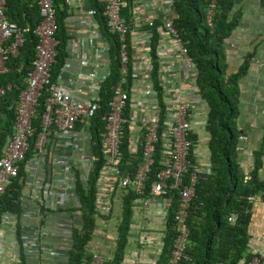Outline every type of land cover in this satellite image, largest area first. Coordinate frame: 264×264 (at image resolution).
<instances>
[{
  "label": "trees",
  "instance_id": "obj_1",
  "mask_svg": "<svg viewBox=\"0 0 264 264\" xmlns=\"http://www.w3.org/2000/svg\"><path fill=\"white\" fill-rule=\"evenodd\" d=\"M93 18L98 23L100 35L108 44L110 56V71L102 80L97 91L99 109L87 122L89 132V150L92 155L91 166L85 182H81L75 174L73 188L75 191L76 210L80 213L81 226L74 228L70 235V245L67 251V264H88L91 253L85 247L91 240L94 232L95 220L107 221L112 214L115 203L118 204L119 217L114 228V248L111 255L103 264H120L124 257L128 242L129 222L132 218V206L136 200L149 197L155 172L161 168L162 153L158 141L153 152V162L143 181V191L135 194L129 186L111 192L112 205L107 214H101L95 206L96 179L102 166L101 133L103 123L99 114L105 108L111 89L119 80L118 38L116 34L108 33L105 26L104 0H88ZM126 1L121 10L127 23L131 22L130 9L132 0ZM55 16V32L57 39L55 62L51 67L52 75L56 74L66 56L64 50L69 36L65 32V18L68 15L66 0H51ZM233 0H171L174 16L171 25L185 48V54L196 70L194 82L199 99L206 106L204 130L207 133L206 148L208 151L207 171L197 174L194 183V193L190 198L185 225L188 229L185 255L187 260H180L177 264H243L251 259L252 254L247 252L248 231L252 198L258 193L264 195V182L257 177L259 166L258 155L255 153L252 168L248 172L240 171L236 162V137L240 130L236 128V82L245 70V63L233 72H227L225 62V40L229 38L238 23V13L232 12ZM4 14L10 21L23 29V40L18 48L17 55H9L5 61L7 70L0 73V86L6 88L0 97V152L3 145L12 134L14 118L13 105L17 94L24 86V78L30 69L33 57V45L36 35L33 29L39 22L38 6L36 0H5ZM147 27V26H145ZM148 53L150 59L149 78L151 89L157 98L160 107L158 123L164 119V106L162 103V88L158 83V57L156 47L159 32L163 30L159 20L152 22L150 27ZM127 44V63L125 83L123 88L129 91L132 86L131 79V52ZM44 97L39 99V105L32 124L35 126L34 135L39 130L38 123L43 109ZM128 106L126 107V111ZM33 135V137H34ZM192 143L196 142L195 133L189 135ZM128 131L124 125V133L119 147L120 157L118 168L121 172L133 173L140 160V148L135 153H129ZM201 169L205 168L201 164ZM22 168V167H21ZM19 169V174L22 169ZM184 184V183H183ZM182 184L179 185V188ZM21 184L17 178L7 185L0 195V217L4 211L19 213L18 198ZM169 205L167 212L162 216V235L160 248L155 264H166L170 249L175 238L173 214L179 203L178 192L171 189L168 193ZM153 207L157 208L154 204ZM233 213L235 219L232 223L227 216ZM161 216V215H160Z\"/></svg>",
  "mask_w": 264,
  "mask_h": 264
},
{
  "label": "built area",
  "instance_id": "obj_2",
  "mask_svg": "<svg viewBox=\"0 0 264 264\" xmlns=\"http://www.w3.org/2000/svg\"><path fill=\"white\" fill-rule=\"evenodd\" d=\"M134 2L132 0L130 9L131 22H138L139 20L133 19ZM36 3L40 19L33 29V33L36 35L33 57L30 61V69L24 78V86L19 90L13 105L12 134L0 152V195L13 179L17 178L20 184L26 180L23 173L27 172V167L31 163L36 164V167L42 170L47 163L44 147L49 132L58 133L59 138L64 141L61 146H66L70 150H74L73 146L78 149L79 146L72 143V139L83 129H86L88 120L99 109L97 95H90L83 99L76 98V94L81 92L79 85L67 89L54 80L55 76L51 73V67L55 62L57 44V39L54 36V8L51 0H36ZM159 4L162 14V32L171 41L174 48V61L172 63L165 64L162 68L158 61L157 79L162 88L161 95L164 106V119L161 125L158 123L160 107L157 104L155 93L151 89L149 78L151 68L148 53L150 29L148 28L143 32L147 50L146 68L142 74L145 84L138 87V84L135 83L139 71L132 68L131 65L132 86L127 92L123 88L127 63L126 43L129 41L128 47L131 52L130 45L136 31L131 23H127L124 16L121 15V10L125 8L126 1L104 0L106 30L108 33L116 34L118 38L119 73L121 76L112 87L104 110L99 114V119L103 123L101 133L103 163L96 179L95 206L101 214H107L113 203L109 198L111 192L126 186H129L135 194L142 193L143 181L153 162L155 144L159 141L162 153L160 164L162 166L155 172V180L151 184L149 197L140 200V203L143 209H148L150 204H154L160 209L159 214L163 216L166 214L169 205L168 193L171 189L177 190L179 203L172 217L176 234L166 262V264H177L182 259H188L184 253L188 235V229L185 225L187 207L194 193L197 174L201 171H207L208 165L207 162H201L199 153L189 137L192 133L189 121L192 102L189 96L190 93L198 95L194 82L196 70L187 58L185 48L171 25L174 16L171 0H161ZM4 10L5 0H0V73L7 70L5 61L8 56L17 55L24 31L15 22L6 18ZM88 14L92 15V11L89 10ZM85 20L89 22L88 19ZM145 22V25L150 27L153 19L149 17ZM103 49H108L106 42L103 43ZM156 54L158 57L157 48ZM79 64L86 65V59L80 57ZM173 65L183 70L181 78L186 89L180 85L176 87L172 83ZM91 75L92 73H90ZM8 87L9 85L6 88L0 86V97ZM42 96L45 97L39 117V130L34 135L35 126L32 124V118L35 116L39 99ZM124 125L128 131L127 150L129 153L133 154L138 147L140 148V160L133 173L130 174L121 172L118 168L119 147L124 133ZM243 139L242 133L237 135L235 150H241L242 146L239 142H242ZM91 161V154L75 157L73 162L69 163L68 161L63 166L66 173L57 172L58 175L56 176L49 173L50 178L48 180L46 177L44 178V175L36 179L37 187H44V194L41 197L43 205L51 209L54 208V205L67 201L68 193L73 188L75 174L78 175L81 182H85ZM201 164L205 168L201 169ZM20 168L23 172L21 174H19ZM180 184L182 185L179 188ZM51 189L55 190L53 203H50L49 198H47ZM158 199H162V202L159 203ZM261 201L264 202L262 193ZM7 214L14 215L13 212L4 211L1 213L0 221H3ZM226 219L232 223L235 214L230 213ZM95 232L94 228L92 236L95 235L96 238L93 236L85 246L91 253L88 264H103L106 260V257L101 253L104 250V243L103 239L97 236L99 232L94 234ZM104 237L113 240V237L106 233ZM2 240L3 236L0 231V253L7 261L5 264H19V245L11 247ZM247 264H259V259L252 256Z\"/></svg>",
  "mask_w": 264,
  "mask_h": 264
},
{
  "label": "crops",
  "instance_id": "obj_3",
  "mask_svg": "<svg viewBox=\"0 0 264 264\" xmlns=\"http://www.w3.org/2000/svg\"><path fill=\"white\" fill-rule=\"evenodd\" d=\"M134 1L133 19L139 21L130 22L136 31L130 45V64L139 71L135 81L139 87L145 84L142 77L147 61L143 34L148 29L145 27V20L151 17L153 21L162 22V14L159 4L161 0ZM66 2L68 15L64 22L65 32L69 38L64 48L66 56L54 74V80L67 89L79 85L81 92L75 97L83 99L97 95L99 84L110 71V56L108 51L103 49V43L106 41L99 33L97 21L88 14L89 1L66 0ZM231 11L237 12L239 16L235 29L224 43L227 72L236 71L245 63V70L236 82L235 122L236 128L244 136L243 141L239 142L241 150H236V162L240 171L246 173L252 168L256 153L259 159L257 177L264 182V0H233ZM159 33L156 48L159 65L163 68L165 64L174 61V48L163 32ZM80 57L86 59V65L79 64ZM173 70L172 83L176 87L180 85L185 88L181 78L183 70L174 65ZM189 99L192 102L189 119L191 131L197 136L194 145L201 162H208L207 133L204 130L206 106L197 94L190 93ZM63 142L57 132H49L44 147L47 163L42 170L31 163L27 167V172H22L26 180L21 182L19 213L7 214L3 221H0L2 241L11 247L19 245V264H67L71 231L81 226L80 213L75 209L77 203L73 188L68 193L67 201L48 209L41 199L44 187L38 188L36 185V179L43 175L48 180L49 173H53V176L58 175L57 172L66 173L63 166L68 161L71 163L75 157L91 154L87 126L71 141L79 146L78 149L73 146L74 150H70L66 146H61ZM54 194L55 190L51 189L47 196L50 203L54 201ZM158 201L161 203L162 199ZM132 210L128 242L120 264H155L163 231L160 209L151 204L148 209H143L138 199ZM249 212L247 252L256 256L259 264H264V202L261 201V193L252 198ZM114 213L118 218L119 209L116 208ZM111 216L107 221H99L101 225H107ZM94 227L97 228L96 225ZM114 228L115 224L111 231H108V228L95 229L94 234L99 232L97 236L103 239L106 259L111 255L114 242L106 239L104 234L114 236ZM6 262L0 253V264ZM239 264L243 262L240 261Z\"/></svg>",
  "mask_w": 264,
  "mask_h": 264
},
{
  "label": "rangeland",
  "instance_id": "obj_4",
  "mask_svg": "<svg viewBox=\"0 0 264 264\" xmlns=\"http://www.w3.org/2000/svg\"><path fill=\"white\" fill-rule=\"evenodd\" d=\"M118 206H119V205L115 203V206H114L113 209H112V212H113L114 215L111 216V218H110V222H109L107 225H103V226H102V225H101L102 223H100L98 219L95 220V225L97 226L98 229L101 230L102 228H104V229H105V228H108V231H111V230L113 229V225L116 223V220H117V217H116V215H115L114 212L116 211V208L119 209ZM97 228H95V229H97ZM112 237H114V236H112ZM107 250H108V249H107ZM107 250H105V251H107ZM101 253H102L104 256H107V255L105 254L104 251H102Z\"/></svg>",
  "mask_w": 264,
  "mask_h": 264
}]
</instances>
